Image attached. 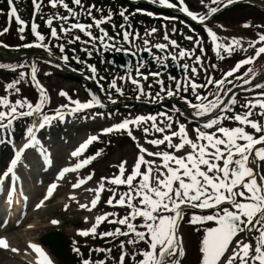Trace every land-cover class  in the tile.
Instances as JSON below:
<instances>
[{
    "label": "snow or ice",
    "instance_id": "6c2138e0",
    "mask_svg": "<svg viewBox=\"0 0 264 264\" xmlns=\"http://www.w3.org/2000/svg\"><path fill=\"white\" fill-rule=\"evenodd\" d=\"M41 2L38 0H32L33 3V20L35 15L41 8ZM72 2L83 9L81 0H72ZM152 3H159V5L174 8L175 4L169 2V0H151ZM201 4L207 8V14L204 16H197L193 12L184 6V0H179L180 11L186 13L193 21L203 23L208 17L212 16L219 10V6L223 4L227 7L229 4L236 3L237 0H210V3L217 5V7H209L208 4L204 3V0H200ZM15 0H8L10 11L8 13L9 19L15 18V22L18 25L17 31L21 34L20 39H25L23 33L25 32L26 22L21 19L18 15V10L14 7ZM52 8H56L57 4L61 5L65 10L68 11L69 16L77 20L76 23H71L67 28H60V32L67 34L72 30L78 29L85 36H88L90 40L99 39L101 44H104L105 38L113 40L108 33L101 27L102 24L111 21L112 13H109L107 17H101L100 19L92 18V24H83L79 22V14L69 8V5L64 3V0H49ZM139 11V10H138ZM92 8L87 9V14L91 16ZM151 15V13H147ZM121 17L127 22L129 17L125 15V11L119 13ZM69 16H55L56 20H61L65 24L69 21ZM46 25L50 28L51 37L59 39L57 29L52 27L53 17H49L46 21ZM93 25L99 29L102 35L97 38L93 36L90 29ZM123 28L124 25H121ZM243 27L248 28L250 25L244 24ZM257 27H264V25H257ZM38 25L33 22L31 23V33L35 37V43H29L23 45L26 48H44L51 55L48 45L44 43L45 36L38 32ZM9 29L5 27L0 31V35L7 33ZM157 30L155 28L148 32V35H152ZM173 31H176L174 28ZM207 34L210 37L213 44V51L216 55L221 56L220 50L232 55V53L238 49L247 51L248 48H254L255 54L253 56L246 57L240 60L236 65L225 73L224 78L219 81H214L209 78L207 84H214L218 89H221L225 84L228 77H232L235 73L239 72L241 67L254 63V61L264 54V46L256 47L257 44H264V33L258 34V38L255 41L248 42V48H243L240 39L232 38L227 44L220 41V38L211 30H207ZM130 33L128 31L123 32V41H129ZM73 39L78 40L79 37ZM164 39L168 41L173 47H179L175 40H170L167 35ZM185 39L193 40L192 36H186ZM73 40H69L68 43H72ZM87 43V41L85 42ZM145 45L148 41L145 40ZM196 45L200 44L197 39ZM110 45L104 44L107 48ZM154 47L163 52L166 50L165 44H156ZM59 50L61 53L65 51L64 46L60 45ZM147 50V48L145 49ZM119 51V49H117ZM203 52V48L200 49ZM181 59L187 57L192 59L195 56L194 63L200 64L201 57L195 55L194 52H189L183 48L179 49L178 53ZM64 61L68 60L67 56H63ZM176 60V56L172 57ZM157 61L160 62V58L157 57ZM50 62V61H49ZM81 62V61H77ZM6 66L0 65V68ZM18 67H23L19 65ZM214 67V66H213ZM187 68V65H185ZM14 70V69H13ZM31 81L33 85L39 89V100L33 105L27 99L16 100L15 103H11L7 96L0 97V108H6L7 111H0V133H8L9 141L11 142L10 130L13 127V122L19 117H30L34 113H42L44 105L48 102L49 97L46 90L37 81V66L31 65ZM89 71L93 74L96 73L95 67L89 66ZM193 75L196 74L197 69L193 67L191 69ZM252 72L249 68L244 76H248ZM152 75L158 76V73ZM25 74L20 73V79L24 78ZM89 77V78H93ZM242 79L243 77H236ZM147 79V77H144ZM231 81H229L230 83ZM251 80H244L245 84L251 83ZM20 80L6 84L5 89L8 92L18 93L20 90L17 85ZM133 83H137L133 81ZM161 85L160 90L155 94L156 97L163 99L161 93L166 92L167 97L171 98L178 95L181 91L180 83H177L175 91L172 89H165L162 81H157ZM258 88H264V85L257 84ZM110 88H116L117 92L123 94L122 91L117 88L115 81L110 85ZM140 96L146 95L143 88L137 83ZM192 94L195 96L197 101L201 103L192 104L191 101L185 99L184 103L188 107L195 109L194 115L197 117L205 116L212 113L214 110L220 108L221 115H217L214 118L209 119L205 122L201 128L195 129L196 140L193 141L189 138V134L186 131V126L179 121L178 131H172L171 135H163L162 139H151L146 140V143L153 146L164 145L167 143V147L174 149L175 152H180L187 146L190 151L184 156H177L172 152H149L143 146L137 144L140 155H138L134 167L132 168L131 174L125 177V164L121 162L119 165V175L112 178L102 177L100 183L95 189H88L89 192H94V198L90 202V206L81 204V209L92 211L97 207L100 201L101 193L105 191V183L111 185H126L128 191L120 194L119 199H116V192L113 189H107L112 192V196L107 200V204L113 207H127L130 209L129 213L118 219H109V216H113V213H105L104 215L97 216L95 223L88 230H78L77 235L81 237L96 236L97 228L105 221L110 224H119L126 228L122 231L120 227H117L114 231L99 233L103 237H129L132 238L127 240L128 245H136L141 241L147 240L148 250H139L132 254V259L135 264H181V260L185 256V249L182 246V238L177 232L179 223L183 220L185 208L192 209H216L212 215H195L193 214L189 220L190 224L197 225L203 224L207 221H215L217 227L205 229V235L199 248L201 255L200 264H264V175L258 176L253 167L249 165L252 163L250 157L255 156V162H264V123H260L256 120L250 119L254 114H258L264 117V99H256L254 101H248L242 107L246 110L243 113L233 114L231 116L226 113L232 112L236 104V99L233 98L228 104L220 99V92L216 93V99L207 101V96H200L197 93V89L205 87V85H198L195 82L190 84ZM188 88L185 87L184 91ZM231 91V89H228ZM227 93L225 92V95ZM61 97H65L69 100V103L75 105L70 109V114H75L85 109H91L94 106L101 104L100 99L95 94H91V99L88 102L81 103L79 100H71L68 94L64 91L59 93ZM211 95V93H210ZM261 97H264L262 92ZM115 103V101H112ZM221 105H225L221 108ZM27 108V111H18V109ZM67 108V105H62L60 109L56 110L55 116L42 115L41 122L38 127L35 125L28 127L24 134L26 142L23 143L22 147L15 150L14 157L11 159L9 166L3 174H0V185H3L6 177H10L13 182L18 181L16 169L22 162V158L26 155L27 150L37 149L41 152V155L45 157V165L50 166L51 160L47 158L48 154L42 149L38 148L40 141L37 139L36 132L44 128L47 124H50L53 119L59 118L63 120L64 113L61 109ZM259 109V113H254L255 109ZM173 115L177 112L180 115H184L179 108L173 106ZM158 117H163L160 123L164 127H160L157 124ZM232 120L237 123L238 126L228 128L221 126L223 121ZM148 127H144L143 131L145 136L150 135L152 132L165 133L166 130L172 129V116L165 112H161L157 115L148 116H136L133 119H124L122 122L108 127L103 130L104 134H110L114 132H126L129 137L133 140L136 137L133 135L132 128L135 126L139 128L141 125L149 124ZM251 128L254 133L260 134L258 137L253 133L248 132L246 129ZM214 132H207L205 130L213 129ZM179 139V143H173V138ZM97 136H90L84 143L80 144L74 151L71 152L73 158L80 157L88 149V147L97 141ZM242 142V143H241ZM260 146V147H257ZM102 154L101 151H97L95 155L87 157L83 160H79L73 167H65L61 169L55 177V181L52 182L44 195L43 199L36 205L39 209L44 206L45 201L52 198L55 190L58 188L56 181L63 180L68 173H74L81 168L86 167L92 161L96 160ZM145 154L150 157H159L162 161L160 165H155L154 161L146 160ZM142 165L146 166L144 171H141ZM222 165V166H221ZM155 166L156 174L153 175ZM163 169V171H161ZM139 177L138 182L134 183ZM93 176L89 174L85 178H77L76 183L72 185L74 189L80 188L88 181L92 180ZM15 189H11L7 193V203L11 206L13 202V194ZM26 199V198H25ZM74 200L75 197H69ZM115 201V203H114ZM136 201L137 203H134ZM223 204L231 205L230 210L228 207L221 208ZM67 210L68 205H65ZM168 213V214H165ZM142 218L143 223L137 225L133 223L137 218ZM87 222V217L85 218ZM53 225L59 223L57 220L51 221ZM144 229V230H138ZM146 230V231H145ZM245 232H258V236L255 238V243L244 242L243 240L236 239L241 233ZM75 244L76 242L73 241ZM231 254L226 256L229 252L230 246ZM9 245L4 239H0V249H8ZM29 247L36 254V264H52V261L46 255V253L36 244H30ZM120 248H125V242L121 241ZM12 252H18V249H11ZM76 253L80 252L79 248H73ZM97 252H110L111 249H96ZM142 257L140 260H136V256ZM128 256L126 251H122L119 257V264H125V258ZM82 264H92L88 259L82 261ZM95 264H105V261H97Z\"/></svg>",
    "mask_w": 264,
    "mask_h": 264
},
{
    "label": "rangeland",
    "instance_id": "374dc122",
    "mask_svg": "<svg viewBox=\"0 0 264 264\" xmlns=\"http://www.w3.org/2000/svg\"><path fill=\"white\" fill-rule=\"evenodd\" d=\"M17 1V0H15ZM129 1V0H125ZM135 1V0H134ZM144 2H148L151 0H138ZM238 1H244V0H238ZM251 2L250 0H246ZM210 2V0H204V3ZM157 4H159L157 2ZM250 4L256 5L257 7H262L264 9V0H255L254 2H251ZM209 5V4H208ZM184 6H186L189 11L193 12L197 16H204L207 13V8L204 7V4H201L200 0H185ZM148 12H145L144 14H147ZM184 13V12H183ZM186 14V13H185ZM0 13V17H1ZM188 16V15H187ZM225 19H222L223 21H216L214 19H211L208 21V29H211L219 38L220 41L227 44L232 38L240 39L243 45V48H248V42L249 41H255L258 38V34L264 33V27H257V25H264V15L262 14H255L253 10L249 8H245V13L236 9L230 14L225 15ZM189 17V16H188ZM15 19V18H14ZM1 20V18H0ZM181 22V21H180ZM200 23V22H198ZM181 25L180 23H178ZM244 24L250 25V27L245 28L243 27ZM104 24L101 25V27L105 30V27H103ZM159 28H155L157 31L153 33L152 35H148V32H150L152 27H148L147 25H143L140 28H130L127 27L124 31H128L130 33L129 41L125 42L123 41V29H118L111 26L110 33L108 35L110 37H113V40H108L105 38L104 44L110 45L109 47L105 48L104 44H101L99 39L96 40H90L88 36H85L83 39V48L87 50L89 53L91 52L90 48L94 47L96 51L101 50L102 53H105L104 57L106 60L109 61L111 65H116L118 68L126 69L127 72L123 71V75L118 74H110L109 75V84L107 88H103V91L100 90L102 94V98L104 100L107 99L108 103H113L112 101H117L118 99L113 96L112 92H117L116 88H110L109 85L115 81L117 88H119L123 94L120 96L125 95L126 89L133 90L135 95H139V89L137 87V83L140 85V87L143 88L146 95H142V97H155L152 98L151 103L164 101L165 98H168L163 93H161V96H163V99L156 97V93L160 90V84L157 83V81H162V79H165V77H162L164 73H167L168 75L170 73H175L176 75L171 76V80L173 79L175 82L174 84L177 85V83H180L181 90L184 91L185 87H188V94L192 95L191 87L189 88L190 84L193 81V77L197 80H208V77L206 75V57L203 56L205 53L203 49V52H199L196 50V45L194 42L191 43V47L188 45L189 41H185V39L180 38L179 34L188 35L191 36L190 27L188 28L187 25L183 24V26H179L176 28V24L169 23L167 24H159ZM9 25L6 23L4 27H8ZM176 28L177 31H173V29ZM0 30L2 31L3 28L0 27ZM93 36L96 33L98 36H95L99 38L102 33L97 29L94 25L90 29ZM82 35V34H81ZM167 35L170 40H175L173 37H175L178 41H185L184 45H179L180 47H173L169 44V52L171 53V56H166V51H163V54L160 56V63L159 68L161 75L158 76H152V74H145L144 70L142 68H145L144 65H140L136 63L133 65V60L135 57H139L142 59V61H150L149 57L152 56L151 47H154L156 44H165L168 45V41L164 39V36ZM179 37V39H178ZM145 40L148 41V44L145 45ZM197 39H195L196 41ZM199 40V39H198ZM87 41V43H85ZM176 41V40H175ZM200 46L203 43L201 40ZM204 44V43H203ZM207 44L210 45L212 52L213 51V44L210 39V37L207 34ZM264 46V44H257L256 47ZM0 48L5 50V47H3V43L0 37ZM147 48V50H145ZM168 48V47H166ZM183 48L189 52H194L195 55H198L201 57V63L195 64L194 59L195 56H193L192 59H189L187 57L181 59L178 55L179 49ZM119 49V51H117ZM222 57V64L219 66L222 70H226L227 72L231 70L235 64L233 60L236 58L237 60H243L246 57L253 56L255 54L254 48H248V50L245 52L241 49H238L232 53V55H228L227 53L223 52V50H220ZM216 53V52H215ZM2 54V53H1ZM10 55V54H9ZM263 55V54H262ZM262 55L260 59L262 58ZM176 56V60H173L172 57ZM76 57V55H74ZM11 61L12 57L11 55L8 57L5 54H2L0 57V64L3 62ZM259 59V58H258ZM254 61V63L245 65L246 67L244 69V72L240 75L241 77L248 78L244 76V73L251 68L252 72L250 73L251 79L255 78V71L258 68L257 60ZM203 61V62H202ZM178 62V68L176 66V63ZM35 64L37 66V81L39 84L46 90L49 100L47 102L48 108H50L53 112V115H56V110L60 109L62 105H67V108L61 109L64 113L63 120H60L59 118L53 119L50 124H47L44 128L36 132L37 139L40 141V145L38 148H42L47 154V158L51 160V165L46 166L45 165V157L41 155V152L37 149H30L27 150L26 155L22 158L21 164L17 166L16 174L18 177V181L12 182L14 183L13 187H15V192L13 194V197L17 195L19 190L20 199L17 205V208H12V205L9 206L7 204V193L9 190L10 184L8 180H5L3 185H0V239H4L7 244L9 245L8 249H0V264H27V262L20 261L19 256L22 252L28 251V243L30 241L37 242L39 241V238L42 236L43 233L47 231H59V233L66 238L65 241H67V244L69 245L67 248V251H69L71 254H73V258L76 257L75 254L71 251L72 242L73 241H81L82 246L84 248L93 249L91 241H88L87 238L92 237L91 235L88 237H81L77 235L78 230H88L92 227V225L95 223V218L100 215H104L105 211L108 209V204L104 200V196L107 193V189H113L114 191H120V194L127 192V186L126 185H111L105 183V191L101 193V198L99 203L97 204V207L93 209L92 211H88L86 209H81V204H86L90 206L91 200L94 198L95 193L89 192L88 189H95L101 180H95L96 178H112L116 175H119V165L121 162H126L125 164V177L129 174H131L132 168L134 167L135 161L140 155L139 149L137 147V144L143 146L146 148L149 152H172L177 156H184L187 154L188 151H190V148L187 146L185 149L181 150L180 152H175L174 149H170L167 147V143L164 145L159 146H153L151 144L146 143V140L151 139H162L163 135H171L172 131H178V124L176 121H179L180 123H183L181 120H179L177 117H173L172 122V129L166 130L165 133H155L152 132L150 135L145 136L143 128L148 127L149 124L141 125L139 128L135 126H130L132 128L133 135L136 137L135 140H133L131 137L127 135L126 132H114L112 135L113 141L110 138L109 145L107 144V148L102 150V155L98 157L95 161H93L91 164L87 165L84 168H81L77 172L74 173H68L66 174L65 178L60 181H56L58 184V188L55 190L52 198L45 201V204L43 207L37 209L36 205L40 202L41 199H43L44 195L46 194V190L48 186L55 181V177L58 174V172L65 168V167H73L79 160H83L89 156V151H85L84 154L80 157L73 158L71 156V152L74 151L80 144L84 143L90 136H97L98 140L94 141L91 145H94L96 143H101V141L109 138V134H104L103 130L112 127L120 122H122L124 119H133L136 116H148V115H157L160 112L153 113L149 112L147 108H143V106L139 105L136 109H132L129 113L126 115L124 114H111V113H104L100 114V112H97L94 110L95 107L92 109H85L87 112L79 114L78 112L75 114H70V109L72 107H75V105L69 103V100L65 97H61L59 93L61 91H64L68 94V97L71 98V100H79L81 103L88 102L91 98V94L83 91V87H81L77 83L73 82H67L61 77H57L53 74L55 72V68L50 67L47 64H44L42 62H32V64H29V69L25 74V78L28 79L29 83L33 85V82L31 81V65ZM180 64H183L179 67ZM185 65H187V68H185ZM168 69V72L166 71ZM195 67L197 69V72L195 75L191 73V69ZM190 68V69H189ZM89 71V68H88ZM242 71V70H240ZM90 72V71H89ZM226 72V73H227ZM106 73V72H105ZM191 73V74H190ZM240 73V72H239ZM107 74V73H106ZM237 73H235L236 75ZM89 75H93L91 72ZM104 74L100 75L98 72L95 73L93 79L98 80L99 77H103ZM233 75V77L235 76ZM113 76V77H112ZM175 76V78H174ZM144 77H147V79H144ZM112 78V79H111ZM230 78V77H228ZM167 79V78H166ZM101 80H104L102 78ZM168 80V79H167ZM172 80V81H173ZM133 81H136L137 83H133ZM152 82L151 84H148ZM25 82H22L20 80L19 84L24 85ZM153 83H156L158 87H156ZM197 83V82H195ZM198 85H201L197 83ZM147 85H150L147 87ZM20 90V89H19ZM199 88L197 89V93L199 92ZM25 92H21V90L16 93L12 92L14 94H9L8 91L5 89V85L0 84V97H4L6 95L9 96V101L11 103H15L16 100H24L27 99L29 101V98ZM204 96L206 94L205 87L202 89V93ZM264 92V89L257 91L254 95L248 96V101H254L256 99H264V97H261V93ZM120 94V93H118ZM13 96V97H12ZM197 101V100H195ZM201 103V101H198ZM34 104V102L32 103ZM193 110V108H192ZM0 111H7L6 108H0ZM246 111L243 107L241 110H239V113H243ZM81 113V111H79ZM254 113H259L258 111H255ZM217 116V115H216ZM263 118L258 114H254L250 117L252 120H256L260 123H264V120L260 119ZM163 117H158L157 124L160 127H164L163 124L160 123V120H162ZM33 122L40 124V119L34 120ZM230 123L227 125H221L228 128H233L238 126L236 122L230 120ZM223 123V122H222ZM185 125V124H184ZM186 126V125H185ZM190 126H186V131L189 134V138H191L193 141L196 140V128H192ZM216 129L213 128L210 130L211 132H214ZM248 132L253 133L254 135L259 136L260 134L254 133V131L249 127L246 129ZM209 132V133H211ZM111 134V133H110ZM7 143L9 145V152H11L14 155L15 150L22 145V142H24V135L21 137L13 138L12 135L10 136L11 142L9 141V134L7 133ZM111 135V136H112ZM110 136V137H111ZM118 140V141H117ZM173 143H179V139L174 137ZM242 143V142H241ZM106 143H104L105 145ZM90 145V146H91ZM89 146V147H90ZM105 151V152H104ZM145 159L154 161L155 165H160L162 163L161 159L159 157H150L145 154ZM264 165V162H263ZM222 166V165H221ZM144 165L141 167V171L145 170ZM163 171V169H161ZM89 174L93 176V179L88 181L86 184L82 185L78 189H74L72 185L76 183L77 178H85ZM155 166L153 175H155ZM13 189V188H12ZM69 197H75L74 200L69 199ZM23 198V199H22ZM26 198V199H25ZM117 200L119 198H116ZM104 200V203H103ZM115 203V201H114ZM65 205H68L67 210H65ZM109 210L111 213L116 214L119 218H122L125 216L127 207H109ZM201 210V209H199ZM128 213H126L127 215ZM168 214V213H165ZM211 214V213H210ZM191 216V215H189ZM204 216V215H201ZM87 217V222L85 221V218ZM109 219H114V217H109ZM57 220L59 221L58 224L53 225L51 221ZM190 224V223H189ZM215 222L210 221L209 223H206L204 225H199L200 229H208V228H214ZM101 225V224H100ZM192 225V224H191ZM195 226V225H194ZM198 228V229H199ZM98 229V228H97ZM177 232L179 236L182 238V246L185 249L188 255H186L183 261V264H197L196 262V256L195 254H192V251H195L193 247H191V240L194 238L193 235L188 236L187 230L185 227H178ZM258 236V235H257ZM199 238H202V235L199 236ZM92 239V238H91ZM236 239L243 240L241 235H239ZM12 241V242H10ZM245 242V241H244ZM255 243V240H253ZM252 242V243H253ZM253 243V244H254ZM14 244V245H12ZM66 244V245H67ZM199 245V243L197 242ZM185 246V247H184ZM233 244L230 246V250L227 255L231 254V247H234ZM143 246V250H144ZM195 247V243H194ZM18 249V252H13L11 249ZM41 249L46 253V255L49 257V259L52 261V264H70L67 262V258L64 259V257L59 260L55 255L50 253L48 248L46 246L41 247ZM121 251V248H119ZM124 251L126 248L123 249ZM145 250H148V246L145 248ZM122 253V252H121ZM121 253L117 255H113L112 253L108 254L107 262L108 264H119V257ZM128 256L125 258V264H135V261L132 259V252H127ZM63 256V255H62ZM19 260V261H18ZM136 260L138 259V256H136ZM76 264L79 263L78 260L75 262ZM72 262V264H75ZM82 264V262H80ZM92 264H95L94 261H92Z\"/></svg>",
    "mask_w": 264,
    "mask_h": 264
},
{
    "label": "trees",
    "instance_id": "16d2710c",
    "mask_svg": "<svg viewBox=\"0 0 264 264\" xmlns=\"http://www.w3.org/2000/svg\"><path fill=\"white\" fill-rule=\"evenodd\" d=\"M238 1V0H237ZM245 1V0H244ZM241 1V3L236 2L234 3L231 7L229 8H223L220 12H218L216 15H213L211 19H214L216 21H223L222 19H225V15L230 14L234 10L238 9L242 12L245 13V8H249L253 10V12L256 14H262L264 15V12L261 11L260 9L255 8L254 6L248 4L247 2ZM255 1V0H252ZM169 2L173 3L176 5V7L180 8L179 5V0H169ZM185 2V0H184ZM64 3L69 5V8L72 9L74 12L78 13V19L80 23L83 24H92L93 20L92 18L95 17V19H100L101 17H107L109 13H112V18L111 21L104 23L103 27H105V31L107 33H110L111 26L115 28H122L121 25H124L125 27H129L134 29V28H140L141 26L147 25L148 27H160V23L162 24H176V28L179 26H183V24H186L188 27L191 28L193 32L203 40L204 42V48L206 50V62H205V67L208 74L207 77L208 79L211 78L214 81H219L224 78V75L226 73V70H222L219 66L220 62H222L221 58L218 57L214 51L212 52L211 48L209 47L210 45L207 44V31L206 29L208 28V22H204L201 26L195 25L192 21H188L185 17V15L182 13H174L169 11L167 8L163 7H158V5L155 4H150V3H135L131 4L129 1L125 0H81V3L83 4V9L77 5H75L72 0H64ZM206 4H209V7H217V5H213L210 2H206ZM15 8L18 10V15L21 17L23 21L26 22V27H25V32L23 33L25 39L21 40L20 39V33L17 31L18 25L15 23L13 19H9V16H7L8 13V8H7V3L6 0H0V13L1 15V20H0V27L3 29L5 28L4 26L6 23L9 25L7 28L9 31L3 35H0L2 43L6 44L8 47L12 48V51L9 52L12 55V59L9 62L6 60L8 63L5 64L6 62L1 63L0 65L6 66L5 68H0V84H3L6 86V84L21 80L20 79V73L23 72L26 74L28 71L29 64H32V62L38 61L42 62L44 64L49 65L50 67L55 68V72H53L54 75L57 77H61L67 82L71 81L77 84H81L83 87V90L85 92H90L95 94L102 102H105V104H100L98 107L99 112H109L111 114H126L130 112L132 109H136L137 106L141 105L142 102L146 103V106L143 108H147L149 112L157 113V112H165L170 116L177 117L179 120H183L185 122H188L189 124H196L194 121V118L196 117L194 115L195 110H191L190 108H187V113H184L180 105L184 102L182 100L188 99L192 103L195 101L193 98L188 96L187 92H181L178 95H175L171 98H165L163 102H159V104L155 106H150L152 100L147 99L145 97H140V99H137L135 97V93L131 90H126L124 96H120L117 93H113L116 98L118 99L115 101V103H108L107 99L104 101V98H102V94H100V90H103V88H107L108 82H109V75L110 74H118L122 75L123 71L122 69L117 68L116 66L112 67L109 63L108 60L104 57V53H102L100 50L96 51L94 47H91L90 54L87 53V51L83 48V35L81 36L82 33H79L78 31L72 30L68 32L67 34H64L60 32V28L63 25V27L67 28L71 23H76L77 20L75 18H72L69 16V13L67 10H65L61 5L57 4L56 8H52L49 0H42L41 2V8L39 12L36 13L35 19L33 20V3L32 0H17L14 3ZM223 4L219 6V9H221ZM91 7L92 8V13L91 16L87 14V9ZM82 10V11H81ZM139 10V11H138ZM121 11H125V15L129 17V20L125 22L123 17L119 15ZM208 11V10H206ZM145 12L151 13V15L144 14ZM59 14L60 16H69V21L67 24H65L61 20H56L55 16ZM207 14V13H206ZM8 17L6 20L5 18ZM49 17H53V25L52 27H55L57 29L58 36L60 37L59 39H55L51 37L50 34V28L46 25V21ZM176 20V21H175ZM8 21V22H7ZM181 21V22H180ZM6 22V23H5ZM35 22L38 25V32L40 34L45 36V41L44 43L48 45V48L50 49L51 55H49V52L46 51L44 48H26L23 47L25 44L29 43H35V37L31 33V23ZM180 23L181 25H179ZM1 31V30H0ZM189 33V32H185ZM94 36H98L96 33ZM193 36H195L193 34ZM74 37H79L78 40L73 39ZM69 40H73L72 43H68ZM185 42V41H184ZM183 41H179L178 44L186 46V44ZM63 45L65 51L63 53L60 52L59 46ZM161 51L156 50L154 51L155 54H160ZM76 55V57H74ZM63 56H67L68 60L64 61L62 59ZM223 56V55H221ZM49 57H58V60L62 65L69 69L73 75L70 73H67L65 70L62 69V65L58 64L57 62H49L48 58ZM81 61V62H77ZM236 61V58L233 60V62ZM84 62V63H83ZM133 65L136 63L140 65H145L146 68H143L142 70L145 71V73L148 70L154 71L158 73L160 71L159 69V64H154L155 60L153 61H148L146 60L145 62L142 61L141 59H138V57H135V60H133ZM84 64V65H83ZM19 65H23V67H18ZM86 65H92L95 67L96 72H98L100 75H103L104 80L103 81H98L91 77L86 69ZM257 65L258 68L255 71V77L259 75V73L264 71V54L262 55V58L257 60ZM214 66V67H213ZM148 68V70H146ZM246 67H241L240 71L237 72V74L233 77L228 78L225 81V84L222 86L221 89H218L214 84H206L205 85V90L206 94L204 96L208 97V100L215 99L216 93L217 92H223V95L225 92H228V89H231L233 86H243L245 85L244 80H250L251 74L249 73L248 78H242V79H237L236 77H241L240 75L242 72H244V69ZM14 69V70H13ZM107 74H106V73ZM126 72V71H125ZM113 74V75H114ZM170 75V74H169ZM166 77V75L164 74ZM84 77V80L81 78ZM113 77V76H112ZM247 77V76H245ZM101 78V77H100ZM112 79V78H111ZM163 81V86L164 88L167 89H172L175 91V85L172 83L171 79H162ZM208 81V80H207ZM229 81H231L229 83ZM22 82H25L24 85L18 84L17 87L21 90V92H25L28 94L33 101L36 99L39 100V90L31 85L28 81V79L24 78L22 79ZM156 85L155 83H153ZM264 85V78L260 79L259 82H257L251 89H248L247 91H237L231 94L229 100L225 103L228 104L231 99L235 98L236 99V104L232 106L233 111L226 113L229 116H231L233 113L238 111V109L244 105L245 102L248 101V96L249 95H254L256 94L257 91L262 90L264 88H258L256 85ZM100 85V86H99ZM166 93V92H165ZM211 93V95H210ZM9 94H14L10 93ZM204 94V92H203ZM202 94V95H203ZM222 95V96H223ZM7 98H9L8 95H6ZM221 96V97H222ZM13 97V96H12ZM185 97V98H184ZM220 97V98H221ZM194 101V102H193ZM156 103V101H154ZM112 104H115V106H112ZM173 106L177 107L180 109L181 112L184 113V115H180L179 112L175 113L173 115L172 109ZM225 106V105H224ZM222 106L221 108H223ZM25 110V108H24ZM220 111V109H219ZM221 113V111H220ZM224 114V113H223ZM42 115H48V116H53L52 111L50 108L47 107V103L44 105L42 109V113L40 114H35V117L41 118ZM30 117H19L15 122L13 123V127L10 130V133L13 138L16 139L19 135H21L27 128V125L29 124ZM7 133H0V164L5 161V158L8 156V143H7ZM114 136H109V138L101 141V143H96L92 145L89 148V156L95 155L97 151L103 148H107V144L109 145L110 138L113 141ZM118 141V140H117ZM104 143H106L104 145ZM99 147V148H98ZM102 147V148H101ZM105 152V151H104ZM103 153V152H102ZM102 155V154H101ZM100 157V156H99ZM95 161V160H94ZM93 162V161H92ZM139 177L137 178L134 183L138 182ZM185 215L183 220L180 221V225L183 227L187 228V233L189 234V230L193 233H195L196 230H194V225L189 224V220L193 214L196 212L193 211L191 208H186L184 209ZM191 215V216H189ZM133 223L140 225L143 223L142 218H137ZM117 227H120L122 231H125L126 228L124 226H121L119 224H109L107 225L105 222L101 223L99 225L98 230H97V235L92 236L87 238L88 241H91L93 249H89L81 247L83 244L81 241L76 240L75 244L72 242V247L71 251L75 254L76 257L73 258V254H71L69 251H67V248L69 245L67 244L66 238L62 236L59 231H47L42 234V236L39 238V242L46 246L50 253L55 255L59 260H61L63 257L64 259L67 258V262L70 264L75 263L77 260L80 264L85 259L90 260L91 262H97V261H105L107 260L108 254L112 253L114 256L121 253L119 250L120 248V243L121 241L125 242V248L128 250L127 252H136L139 250H144L148 246L147 240L141 241L136 245H128L126 242L128 239L132 238L131 236L129 237H101L99 233H104V232H110L114 231ZM138 230H144V229H138ZM146 231V230H145ZM92 238V239H91ZM67 244V245H66ZM79 248L80 252L76 253L73 251V248ZM96 249H111L110 252H97L95 251ZM63 255V256H62ZM138 259H142L141 256L137 255ZM184 260H181V264H183ZM76 264V263H75ZM105 264H108L105 262Z\"/></svg>",
    "mask_w": 264,
    "mask_h": 264
},
{
    "label": "bare ground",
    "instance_id": "6f19581e",
    "mask_svg": "<svg viewBox=\"0 0 264 264\" xmlns=\"http://www.w3.org/2000/svg\"><path fill=\"white\" fill-rule=\"evenodd\" d=\"M33 125H35L36 127H38L39 126V123L37 122V123H33L31 126H33ZM41 130V129H40ZM26 142V139H24V142H22V145H23V143H25ZM22 145H21V147H22ZM20 147H18V149H19ZM18 191V193H17V195L15 196V197H13V202H12V204H14V203H16V205L14 206V209H16L17 208V205H18V202H19V197H20V194H19V190H17ZM23 199V198H22ZM8 204V203H7ZM10 242H12V241H10ZM30 244H36L35 242H32V241H30L29 243H28V245H30ZM12 245H14V244H12ZM37 245V244H36ZM7 250V249H6ZM13 253V252H12ZM15 253V252H14ZM19 258V260L21 261H24V262H27V263H29V264H36V259H37V257H36V254H35V252H33L32 251V249L28 246V251H24V252H22L21 253V255L18 257ZM18 260V261H19Z\"/></svg>",
    "mask_w": 264,
    "mask_h": 264
}]
</instances>
